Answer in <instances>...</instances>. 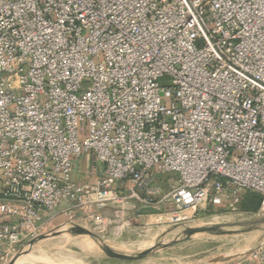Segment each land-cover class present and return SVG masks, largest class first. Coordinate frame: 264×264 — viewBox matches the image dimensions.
Wrapping results in <instances>:
<instances>
[{
	"label": "built area",
	"instance_id": "1",
	"mask_svg": "<svg viewBox=\"0 0 264 264\" xmlns=\"http://www.w3.org/2000/svg\"><path fill=\"white\" fill-rule=\"evenodd\" d=\"M246 190L264 197V0H0V264L58 226L104 239ZM223 264H264V241Z\"/></svg>",
	"mask_w": 264,
	"mask_h": 264
},
{
	"label": "rangeland",
	"instance_id": "2",
	"mask_svg": "<svg viewBox=\"0 0 264 264\" xmlns=\"http://www.w3.org/2000/svg\"><path fill=\"white\" fill-rule=\"evenodd\" d=\"M161 84L167 83L162 79ZM85 168L84 164L81 170L84 171ZM254 193L244 191L236 210L223 205L208 204L206 207H199L198 211L187 220H175L166 213L143 217L144 224L141 231L125 233L126 236L122 240L125 244L122 247L107 242L116 249L130 253L142 251L159 243L173 242L169 246L158 248L145 258L134 260L109 258L102 250L98 239L89 235H72L62 226H58L56 229L64 230L63 233L40 239L33 245L29 243L32 238L23 242L18 252H23L20 256L24 254V260L19 264H209V260L213 257L243 253L260 245L264 241L263 225L230 235L205 232L189 237L184 234V229L188 226L210 224H224L225 228L231 229L244 228L226 224L248 221L261 216L260 208L264 197L256 209L250 208L249 201L246 200ZM188 214H191V211ZM77 221L83 222L80 218H77ZM28 253L34 255L35 259Z\"/></svg>",
	"mask_w": 264,
	"mask_h": 264
},
{
	"label": "water",
	"instance_id": "3",
	"mask_svg": "<svg viewBox=\"0 0 264 264\" xmlns=\"http://www.w3.org/2000/svg\"><path fill=\"white\" fill-rule=\"evenodd\" d=\"M228 226H242L244 228L242 229H231V228H225L224 224H210V225H200V226H188L184 229V234L186 236H193L195 234L198 233H205V232H210V233H216V234H221V235H230V234H236V233H241V232H246L249 230H253L255 228H257L260 225H263L262 227V238H264V217L260 216L258 218L252 219V220H248V221H243V222H236V223H230V224H226ZM64 230H56V231H52L50 233H44V234H40L37 237H34L30 240V244L33 245L35 244L38 240L40 239H44L50 236H55L58 235L60 233H63ZM69 233H71L72 235H89L92 236L96 239H98L99 244L102 248V250L104 251V253L109 257V258H114V259H122V260H134V259H141V258H145L149 255H151L152 253H154L158 248L160 247H166L171 245L172 243H168V244H164V243H159L156 245H153L149 248H146L142 251H138V252H127V251H123V250H119L116 249L112 246H110L105 240H103L97 233H95L94 231H92L91 229L79 225V224H75L73 225L71 228L65 230ZM177 241V240H176ZM252 251H246L243 253H236V254H229V255H221V256H217V257H213L209 260V264H223L225 262L231 261L233 259H236L238 257L241 256H245L250 254V252ZM20 253H23L22 251L19 252L18 254H16L8 264H15L17 259L20 256Z\"/></svg>",
	"mask_w": 264,
	"mask_h": 264
},
{
	"label": "crops",
	"instance_id": "4",
	"mask_svg": "<svg viewBox=\"0 0 264 264\" xmlns=\"http://www.w3.org/2000/svg\"><path fill=\"white\" fill-rule=\"evenodd\" d=\"M82 180H87L86 178L88 176H80ZM95 176H91L89 177V179L91 181L95 180ZM112 210H108V213H112ZM145 216L142 215V212H138V213H134L131 218H130V222L131 225L128 227H125L123 230H118V228H109L108 231L106 233H104V239L106 240V242L110 243V244H114L117 247H122L123 244H125V241L123 238L126 236H124L125 233L128 232H139L142 229L143 226V221ZM63 229L65 230L66 227H63ZM121 240V241H120ZM127 240V239H126Z\"/></svg>",
	"mask_w": 264,
	"mask_h": 264
},
{
	"label": "trees",
	"instance_id": "5",
	"mask_svg": "<svg viewBox=\"0 0 264 264\" xmlns=\"http://www.w3.org/2000/svg\"><path fill=\"white\" fill-rule=\"evenodd\" d=\"M249 192H253V191H249ZM261 199H263L262 194L255 192L254 194H250L246 200L249 201L248 206H250V208L255 207L256 209L259 203L261 202Z\"/></svg>",
	"mask_w": 264,
	"mask_h": 264
},
{
	"label": "bare ground",
	"instance_id": "6",
	"mask_svg": "<svg viewBox=\"0 0 264 264\" xmlns=\"http://www.w3.org/2000/svg\"><path fill=\"white\" fill-rule=\"evenodd\" d=\"M28 254H30V255H32L31 253H28ZM24 255V254H23ZM23 255H21L19 258H18V260H17V262H16V264H19L20 262H22V260H24L23 259ZM29 255V256H30ZM28 257V256H27ZM31 257V256H30ZM32 257L35 259V256L34 255H32ZM33 260V259H32Z\"/></svg>",
	"mask_w": 264,
	"mask_h": 264
}]
</instances>
